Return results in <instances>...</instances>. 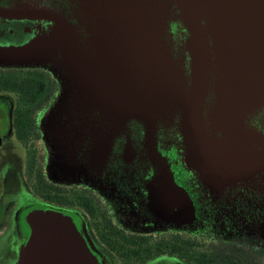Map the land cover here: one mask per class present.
Wrapping results in <instances>:
<instances>
[{
	"label": "flooded vegetation",
	"instance_id": "1",
	"mask_svg": "<svg viewBox=\"0 0 264 264\" xmlns=\"http://www.w3.org/2000/svg\"><path fill=\"white\" fill-rule=\"evenodd\" d=\"M83 10L82 0H0V43L47 31V13L78 27ZM170 33L177 52L188 32L177 19ZM24 68L32 97L0 82V264H19L34 205L70 215L93 264H264V170L223 187L187 164L179 114L153 137L128 120L109 153L91 159L78 122L50 120L61 80L47 65ZM246 122L264 131V107Z\"/></svg>",
	"mask_w": 264,
	"mask_h": 264
},
{
	"label": "water",
	"instance_id": "2",
	"mask_svg": "<svg viewBox=\"0 0 264 264\" xmlns=\"http://www.w3.org/2000/svg\"><path fill=\"white\" fill-rule=\"evenodd\" d=\"M86 4L81 21L88 33L77 34L65 19L47 13L53 21L47 31L22 44L0 43V66L48 62L64 90L92 99L60 113L88 132L91 159L109 153L128 120L143 122L153 137L159 121L179 114L187 164L223 179V187L264 170V131L246 122L264 107V0ZM177 19L188 35L174 52L169 22ZM58 54L62 64L51 60ZM26 219L30 229L19 264H93L70 215L34 205Z\"/></svg>",
	"mask_w": 264,
	"mask_h": 264
},
{
	"label": "rangeland",
	"instance_id": "3",
	"mask_svg": "<svg viewBox=\"0 0 264 264\" xmlns=\"http://www.w3.org/2000/svg\"><path fill=\"white\" fill-rule=\"evenodd\" d=\"M82 2H83V8H84L82 13H84V11L87 9V4H86V0H85V2H84V0H82ZM172 21H174V20H172ZM171 22H169V24H171ZM80 23L81 24L78 27H76L75 25H73L71 23L70 24L73 26L76 33L78 32L80 35H84V32L81 31V25L84 26V30L88 33L89 26H88L87 22L84 23L83 21H80ZM91 31H92V28L90 30V33H91ZM171 40L173 42L172 36H171ZM92 45H95V43H93ZM62 55L58 54V57L53 55L55 57L52 56L53 58H51V60H54L57 63L60 62L62 64L64 61V59L62 58ZM66 64H67V61H66ZM44 66H46V65H44ZM47 66H49V68H51L52 64L47 62ZM22 67H32V66H22ZM50 70L53 71L52 68ZM58 78H59V76H58ZM91 104H92V99L87 94L83 93L82 91L76 90L75 88L74 89L67 88L64 90V88L62 87L61 91L59 93V96L57 97L56 102H55V105L57 106L56 110L59 111L58 112L59 114L55 115L54 120L55 121H62L66 117H68V119H70L72 117V115L69 116V115H64V114H60V113H62L64 111H70L74 108V106H87V105H91ZM73 115H76V114L73 113Z\"/></svg>",
	"mask_w": 264,
	"mask_h": 264
},
{
	"label": "trees",
	"instance_id": "4",
	"mask_svg": "<svg viewBox=\"0 0 264 264\" xmlns=\"http://www.w3.org/2000/svg\"><path fill=\"white\" fill-rule=\"evenodd\" d=\"M6 69H8V68H6ZM36 71L45 73V72L40 71V70H36ZM1 72L2 71L0 70V73ZM31 72H32V69L24 68V67H18V68L16 67V68L8 69V70L2 72V74H4V75H1L0 82L3 85H6L7 83H13V82L18 83L17 85H18L19 89L22 90V92L24 93L25 96L27 95V99H28V97L30 98L32 96L29 95V93L24 92L23 89L25 88L26 90H29V78L26 75H28ZM5 73H8L10 75V77H6ZM36 98H37V96H36Z\"/></svg>",
	"mask_w": 264,
	"mask_h": 264
},
{
	"label": "bare ground",
	"instance_id": "5",
	"mask_svg": "<svg viewBox=\"0 0 264 264\" xmlns=\"http://www.w3.org/2000/svg\"><path fill=\"white\" fill-rule=\"evenodd\" d=\"M42 19H44V18H42ZM39 20H41V18L39 19ZM47 23H48V21H46ZM51 22V21H50ZM45 24V23H44ZM41 25H43L42 24V22H41ZM45 25H47V24H45ZM51 25H52V23H51ZM40 27V26H39ZM44 27V26H43ZM47 27V26H46ZM41 28V27H40ZM48 28H46V30H47Z\"/></svg>",
	"mask_w": 264,
	"mask_h": 264
}]
</instances>
